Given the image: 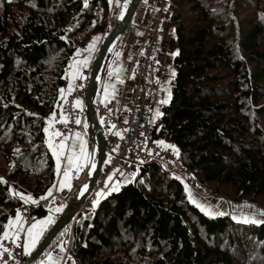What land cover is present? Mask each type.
I'll list each match as a JSON object with an SVG mask.
<instances>
[{"label": "trees", "instance_id": "16d2710c", "mask_svg": "<svg viewBox=\"0 0 264 264\" xmlns=\"http://www.w3.org/2000/svg\"><path fill=\"white\" fill-rule=\"evenodd\" d=\"M166 2L178 49L155 136L194 179L264 207V0ZM114 25L110 0H0V152L16 157L0 173V241L19 207L34 219L50 213L15 190L39 200L55 184L46 128L73 62ZM33 173L45 176L30 183ZM189 193L159 163L139 165L133 181L72 223L76 264H264V219L209 213ZM70 227L42 256L69 238L62 235Z\"/></svg>", "mask_w": 264, "mask_h": 264}, {"label": "built area", "instance_id": "2783aa9c", "mask_svg": "<svg viewBox=\"0 0 264 264\" xmlns=\"http://www.w3.org/2000/svg\"><path fill=\"white\" fill-rule=\"evenodd\" d=\"M126 0H110L111 17L122 19L127 11L124 10ZM168 4L162 0V6L158 15V23L165 17ZM146 7L140 3L127 26L123 29L121 40L124 42L133 41L140 35L141 31L148 32L142 28V21ZM156 31V30H154ZM158 34L143 44L135 58L133 67L129 71L128 81L132 89L128 98V105L122 107L116 101H103L94 98V109L98 120V127L101 129L105 139L106 153L102 168L97 174L89 178L90 172L85 171L76 179V192L85 188L81 193L82 205L77 211L88 212L97 207L98 202L111 192L112 188H120L123 184L130 182L141 164L156 162L164 169L173 173L174 171L184 174L185 180L192 177V172L185 167L180 159L179 153L169 142L156 138L154 130L156 127L154 115V99L161 90V69L162 64L158 52ZM88 73V72H87ZM87 86L88 75L80 78L73 91L62 101L59 109V116L56 121V130L59 142L71 141L78 133L89 135L91 128L87 126ZM82 100L81 107L76 106V101ZM66 119L67 122H64ZM79 119L80 123L75 121ZM93 129L95 126L93 125ZM96 131V130H95ZM96 145L99 139L95 135ZM162 142V143H161ZM91 158L89 151L86 159L81 163L87 165ZM66 158H63V162ZM96 165V164H95ZM119 174L111 178L110 174L115 170ZM172 170V171H171ZM98 175L96 181L95 176ZM183 182H185L183 180ZM195 191L201 193L212 192L205 184L197 181ZM72 188H63L53 191L51 195L42 199L41 204L46 208H53L55 205L69 202ZM63 197L61 200L60 197ZM57 198V200H55ZM18 215L23 217L24 226H19L10 234H5L0 241V264H28L25 252V237L27 234L26 224L31 223L33 216L31 212L19 207ZM61 264H74L72 256L67 252Z\"/></svg>", "mask_w": 264, "mask_h": 264}, {"label": "crops", "instance_id": "0c3cea01", "mask_svg": "<svg viewBox=\"0 0 264 264\" xmlns=\"http://www.w3.org/2000/svg\"><path fill=\"white\" fill-rule=\"evenodd\" d=\"M146 7V12L142 21V28L144 30H148V32L141 31L140 35H137L133 41H121V46L114 53L115 65L110 69V71L104 70V64L102 65V70L100 72V78L102 82L101 93L103 94L102 98L105 101L109 99L117 100L119 105L122 107H126L128 105V98L130 95V91L132 89V84H130L127 80L128 72L132 68L135 58L141 50L144 43L149 41L154 37V33L158 34V52L160 55V60L162 64L161 69V90L158 96L154 99V107L157 113V117L160 114L161 106L164 101H168L171 94V81L172 77L175 74V67L173 64V58L177 51V39L176 34L174 32L173 23L171 21L170 11L167 12L165 17L158 23V15L160 8L162 6V0H141ZM156 30V31H154ZM105 33L97 34L93 37L90 42V45L93 47H89V52L84 57L77 58L73 64L72 68L69 71V83L65 88L63 95H66L68 92L74 90L76 86L77 79L86 75L87 70H90L93 65V60L96 55L100 54L102 47L107 40ZM119 36L116 37L115 40H118ZM121 39V38H120ZM104 40V41H103ZM102 44V46H101ZM101 46V50L99 51ZM87 61V64L83 63ZM125 62V63H124ZM125 71V72H123ZM75 76V78H73ZM81 134V133H78ZM77 136V135H76ZM74 139V137H73ZM72 139V140H73ZM86 140H82L80 136L74 139L71 142L69 147H65V149L70 148L69 152L72 154H77L80 150L85 151ZM60 158L58 160L60 162ZM79 160V159H78ZM77 160L76 165L68 164L66 165L62 175L57 181V185H60V189L64 187H68L72 185L71 173L75 170H80L82 164ZM67 172V176L65 173ZM193 196L191 198L200 197L201 194L195 191L194 186L192 187ZM200 206L209 213H214L217 208L214 207V203H210L209 205L206 202H201ZM218 213V212H217ZM49 216L41 217L37 220H34L31 224H26V240H25V249L28 254H32L34 250L37 248L39 243L45 237L48 225L50 223ZM244 220V218H243ZM25 222L23 221V217L21 215H16L7 225L5 234L12 233L19 226H24ZM35 225V227H33ZM29 231H31L32 236H29ZM39 233V238L35 245L33 246L31 240ZM65 240L62 244L57 245L52 250L43 255L39 260H37V264H61L64 256H65ZM66 245V243H65ZM27 254V255H28Z\"/></svg>", "mask_w": 264, "mask_h": 264}, {"label": "rangeland", "instance_id": "374dc122", "mask_svg": "<svg viewBox=\"0 0 264 264\" xmlns=\"http://www.w3.org/2000/svg\"><path fill=\"white\" fill-rule=\"evenodd\" d=\"M108 37H105V38H108ZM121 43H122L121 39H119L116 43H113V45H115V48L118 49L119 46H121ZM101 46H102V44H101ZM101 46H100L99 51L101 50ZM112 48H113V46L110 47V50L108 51V53L105 56L104 70L105 71L107 70V73H108V71H110V69H112V67L115 65V62H116L114 60V52L113 53L111 52ZM97 57H98V54L96 55L95 59L93 60V64H94L95 60L97 59ZM123 72H125V71H123ZM102 85L103 84L101 83V84L98 85V87H100V86L102 87ZM156 116H157V113H156ZM46 133H47V142H48L47 146L50 149V151L52 152V154H53V156L55 158L56 164H57V161H58V157L61 156V154H63L64 152H67V154H68L67 162L65 164H61L59 162V165L57 164V166H56V172H58L59 170H62V169L64 171L66 165L69 164V158L70 157H71V163L76 165L78 157H83L84 155H86L84 150H80V152L77 153V154H75V153L72 154L71 152H69L71 147L68 148V149H65V147L63 149L60 148V145H58V143H57L58 135H57V131L55 129V120L48 124V126L46 128ZM79 136H80V138L82 140L86 139L82 134H79ZM76 138H78V137L75 136L74 139H76ZM14 152H13V154H14ZM15 160H16V157H15ZM15 160H13L6 153L0 152V173L6 175L8 169H10L12 167V165L13 166L16 165ZM36 174L37 173L29 174L30 176H29L28 182L32 183V182H35V181H38V180L41 181L42 178H44V176H45V173H39V175H37V176H36ZM118 174H119V170L115 169L110 174V177L111 178H115ZM173 174H174V176L178 177L179 179L184 180L185 184H187L189 180H190V182H192L194 180L193 177H189L188 180H185L184 174H182L180 172L174 171ZM38 177H39V179H38ZM75 183H76V179L73 178L74 186H75ZM27 184L28 183L26 182L25 185L27 186ZM53 186H55V187H53ZM53 186L50 189L51 191H55L56 190L57 183H55ZM74 186H73V188H74ZM207 187L210 188L212 192L207 193V192L201 190V193L203 194L204 197L200 198V200L202 202H206L207 205H209L210 203H214V207L217 208V210L214 213H217V212H220V213L228 212V213L234 215L235 218L236 217L240 218V220H243V218H248L249 220L255 219V221L264 219V207L260 206L257 203L254 204V203L248 202V201H236V200L230 198L229 196L234 197V195L231 194L232 193V188L230 186H222V188H221V193L222 194L214 192L213 187H211V186L209 187L207 185ZM15 193L16 194H22L24 199H27L30 196V195H28L27 193H25L23 191H16L15 190ZM30 197H31L30 200H33V201L36 202V200L32 196H30ZM60 198H61V200H63L62 196ZM55 200H57V198H55ZM259 200H260V202L264 203V196H262L261 199H258V201ZM67 206H68V203L67 202H63L62 205L57 206L53 210L52 214L49 216V221H50V223L48 225L49 230L52 227L51 223L54 222V218L56 217V215L58 213H60L61 211L65 210L67 208ZM249 206H251V207H249ZM56 209H61V210L60 211H56ZM210 215H212V214H210ZM71 227H72V223H71ZM71 227L69 228V231L67 230L65 232V234L62 235V236L68 235L67 233H69L71 231ZM48 233H46V234H48ZM64 240H62L60 243H57L56 245L62 244L64 242ZM64 246H65V248L67 247L65 245V243H64Z\"/></svg>", "mask_w": 264, "mask_h": 264}, {"label": "water", "instance_id": "95a60500", "mask_svg": "<svg viewBox=\"0 0 264 264\" xmlns=\"http://www.w3.org/2000/svg\"><path fill=\"white\" fill-rule=\"evenodd\" d=\"M140 0H132L130 9L128 10L124 20L122 22H117L113 30L111 31L109 37L105 41L102 50L95 60L91 73H90V80L89 85L87 88V100H88V106H89V119L90 122L94 123L96 126V135L99 138V155H98V165H97V174L101 170V166L103 163V160L105 158L106 153V146H105V139L103 137V134L101 132V129L98 127V121L96 119V115L93 109V96L95 93V89L97 88V81H100V72L102 69V65L105 62V56L108 53V49L110 45L115 41L116 37H118L122 32L123 29L127 26V23L131 20L133 13L135 12ZM158 125V122L155 123V127ZM90 139L91 141L94 140V134L91 131L90 133ZM91 156H93V147L91 151ZM90 168V164L88 165L87 171ZM98 176H96L95 180ZM81 205L80 200H77V195L73 197L70 204L68 205L66 211L62 215V217L59 219V221L54 225V227L50 230V232L42 239V241L39 243L37 248L34 250V252L30 255L28 258V264H33L37 259L40 258V256L49 248L51 243L55 240L57 235L60 233V231L66 226L69 221H71L72 217L76 214L77 207Z\"/></svg>", "mask_w": 264, "mask_h": 264}, {"label": "snow or ice", "instance_id": "6c2138e0", "mask_svg": "<svg viewBox=\"0 0 264 264\" xmlns=\"http://www.w3.org/2000/svg\"><path fill=\"white\" fill-rule=\"evenodd\" d=\"M89 47L91 48V47H93V45H90ZM83 63H84L85 66H86L87 61H84ZM73 78H75V76H74ZM61 92H63V90H61ZM164 102L166 103L167 101H164ZM76 106H77V107H81V101L77 100V101H76ZM54 115H55V114H53V116H54ZM64 122H67L66 119H65ZM75 123L79 124V123H80V120L77 119V120L75 121ZM57 135H59V133H57ZM77 137H79V134H77ZM161 143H162V142H161ZM64 147H65V145L63 144V142H61V144H60V148L63 149ZM69 163L71 164V157L69 158ZM57 164L59 165V160L57 161ZM65 176H67V172L65 173ZM0 181H2V178H0ZM53 187H55V186H53ZM14 194H16V193H14ZM18 195H21V197L23 198L22 194H18ZM48 195H51V190H49ZM30 199H31V197L29 196V197L25 200V202H28V200H30ZM41 199H46V197H41ZM33 202H35V201H33ZM249 207H251V206H249ZM60 210H61V209H56V211H60ZM243 222L248 223V222H256V221H255V219H251V220H249L248 218H244V221H243ZM33 227H35V225H33ZM39 235H40V234L37 233V235H36L35 237L32 238L31 243H32L33 246H34L35 243L37 242V240H38V238H39ZM29 236H30V237L32 236L31 231H29Z\"/></svg>", "mask_w": 264, "mask_h": 264}, {"label": "bare ground", "instance_id": "6f19581e", "mask_svg": "<svg viewBox=\"0 0 264 264\" xmlns=\"http://www.w3.org/2000/svg\"><path fill=\"white\" fill-rule=\"evenodd\" d=\"M93 173H94V172H93V170H92V171H91V174H90V176H89V178H91V177H92Z\"/></svg>", "mask_w": 264, "mask_h": 264}]
</instances>
